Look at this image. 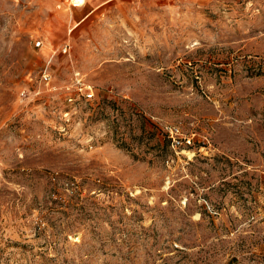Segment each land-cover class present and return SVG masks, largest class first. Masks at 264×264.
<instances>
[{
	"label": "rangeland",
	"instance_id": "1",
	"mask_svg": "<svg viewBox=\"0 0 264 264\" xmlns=\"http://www.w3.org/2000/svg\"><path fill=\"white\" fill-rule=\"evenodd\" d=\"M93 9L0 0V264H264V0Z\"/></svg>",
	"mask_w": 264,
	"mask_h": 264
},
{
	"label": "built area",
	"instance_id": "2",
	"mask_svg": "<svg viewBox=\"0 0 264 264\" xmlns=\"http://www.w3.org/2000/svg\"><path fill=\"white\" fill-rule=\"evenodd\" d=\"M42 45V42H38L37 43V46L40 47ZM70 48H69V44H67L64 49H63V52L67 53L69 52ZM79 76H77V81L76 83L79 84L80 86H84L87 91L85 92L84 94V98L87 100V101H92L94 99V93H93V90L90 86H85L84 83H82V80L81 78H78ZM42 81L44 84H46L47 86H49L51 84V81H52V76L51 74L45 72L43 75H42ZM56 89V88H54ZM24 96H27V93L24 92L23 93ZM69 101L72 102L73 99L72 98H69ZM166 132L168 134V138L171 142V145L174 149H179V148H182L185 146V143L187 144H190L191 143V139L189 137H186L183 132L181 131V129L177 126H172V127H169L166 129Z\"/></svg>",
	"mask_w": 264,
	"mask_h": 264
},
{
	"label": "crops",
	"instance_id": "3",
	"mask_svg": "<svg viewBox=\"0 0 264 264\" xmlns=\"http://www.w3.org/2000/svg\"><path fill=\"white\" fill-rule=\"evenodd\" d=\"M87 1H89V3L92 4V6L94 8L93 10H96V9H98V8L108 4L110 2H113L114 0H87ZM85 5H87V3ZM85 5L80 6V7L82 8Z\"/></svg>",
	"mask_w": 264,
	"mask_h": 264
},
{
	"label": "bare ground",
	"instance_id": "4",
	"mask_svg": "<svg viewBox=\"0 0 264 264\" xmlns=\"http://www.w3.org/2000/svg\"><path fill=\"white\" fill-rule=\"evenodd\" d=\"M85 3H83L82 5H84Z\"/></svg>",
	"mask_w": 264,
	"mask_h": 264
}]
</instances>
